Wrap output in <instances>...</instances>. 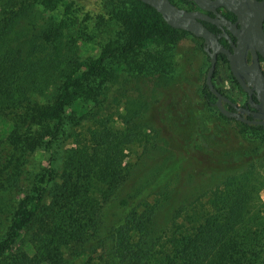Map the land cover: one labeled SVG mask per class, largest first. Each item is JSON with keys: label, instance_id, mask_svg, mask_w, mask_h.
Here are the masks:
<instances>
[{"label": "rangeland", "instance_id": "374dc122", "mask_svg": "<svg viewBox=\"0 0 264 264\" xmlns=\"http://www.w3.org/2000/svg\"><path fill=\"white\" fill-rule=\"evenodd\" d=\"M126 9L120 0H0V56L22 58L0 81V242L24 197L44 187L0 264H153L177 224L218 215L229 235L254 237L264 264V135L210 109V58L197 37L127 49ZM103 54V70L87 78ZM75 71L85 81L54 137L36 110ZM226 91L246 98L233 84ZM83 219L80 239L71 227Z\"/></svg>", "mask_w": 264, "mask_h": 264}, {"label": "trees", "instance_id": "16d2710c", "mask_svg": "<svg viewBox=\"0 0 264 264\" xmlns=\"http://www.w3.org/2000/svg\"><path fill=\"white\" fill-rule=\"evenodd\" d=\"M120 1L128 5V9L122 11L119 15L121 24L129 33L127 49H143L150 45L175 42L190 34L187 30L171 26L156 8L142 0ZM21 60V57L15 58L10 51H7V55L0 56V81H3L7 74L19 70L22 66ZM261 61H263L262 56ZM105 62L106 56L103 54L89 66L86 72L87 78L99 76ZM222 63L223 60L219 57L213 81L218 75ZM84 81L83 73L78 71L70 73L61 88L57 101L53 104H43L36 110L37 115L34 118L39 116L40 121L52 122L50 130L52 136L55 137L62 128H65L67 123L65 113L72 101L78 98ZM235 83L242 90L236 79ZM214 84L216 85L215 82ZM217 87L221 90L219 86ZM203 94L210 109L217 111L225 119H234L226 117L218 110L215 105L216 96L206 82L203 87ZM98 97L99 95H97V99ZM239 122L246 130L252 131L259 136L264 135L263 125ZM200 147L197 145L196 149L200 150ZM203 164L205 163L200 161V164L195 163V167L201 169L200 166H203ZM53 178L54 175L50 174L49 179H41L39 183L51 181ZM43 198L44 187H40V185L24 197L20 207L14 214L8 234L0 242V258L12 252L22 232L33 221ZM222 219L219 215L208 219L205 218L188 228H184L183 224H177L174 232L168 238L169 250L155 257V263L153 264H256L257 257L252 253L255 248L251 250V248L255 247L254 237H247L246 241L239 240L238 230H235L233 235H229L228 227L231 225V221L227 219V223H225ZM89 227L90 224L84 223L83 219L79 223V229L77 224L71 228L74 229V233L77 235L79 231L83 232L78 235L81 239L84 234H87ZM37 260L39 259H29L24 262L17 259L15 263L11 264H41ZM135 264L142 263L136 262Z\"/></svg>", "mask_w": 264, "mask_h": 264}, {"label": "water", "instance_id": "95a60500", "mask_svg": "<svg viewBox=\"0 0 264 264\" xmlns=\"http://www.w3.org/2000/svg\"><path fill=\"white\" fill-rule=\"evenodd\" d=\"M156 8L164 19L173 27L187 30L205 40L204 50L210 56V67L206 76V83L217 97L215 104L219 111L228 118H236L242 122L253 125L264 126V71L259 56L264 57V0H196L205 9H214L224 5L238 16L236 24L231 30L237 37L238 45L234 51L222 47L219 39L209 28L200 22L204 17L199 11H188L179 8L171 0H142ZM251 51V60L246 59V53ZM227 54L230 61L231 71L239 84L249 95V103L256 108L252 119L244 116L245 107L239 106L231 98L225 95L214 84L213 74L215 72L218 52ZM256 94L258 101L253 95ZM228 102L236 110L228 109Z\"/></svg>", "mask_w": 264, "mask_h": 264}, {"label": "flooded vegetation", "instance_id": "af4514ba", "mask_svg": "<svg viewBox=\"0 0 264 264\" xmlns=\"http://www.w3.org/2000/svg\"><path fill=\"white\" fill-rule=\"evenodd\" d=\"M171 2L173 4H175L176 6H178L179 8H182V9H185L188 11H199V12H201L204 17L199 18L200 22L203 23L207 28H209L212 32L215 33V35L219 39V44L222 47H225L232 52L234 51V48L238 45V43H237V37L234 35L233 31L231 30V26L233 24H236L238 27H240V23L237 22L238 16L234 12L229 10L224 5L217 6L215 8L216 10L205 9V8L201 7V5L199 3H197L196 0H171ZM190 35H193V36L197 37L198 39H200L202 41V46L204 49V43H205L204 38L196 36L191 32H190ZM206 53L208 54V52H206ZM208 56H209V54H208ZM261 56L262 55L259 56V59H260L262 69L264 71V57L262 56L263 61H261ZM219 57L221 58V60H223V63L220 65L218 75H216L214 82L216 83L217 86H219L220 82L218 83V80L221 79L220 76H222L224 78V80H223L224 86L221 88V90L220 89L219 90L221 92H223L225 95L229 96L231 98V100L233 102H236L239 106L245 107L246 111L244 112V116L252 119L254 117L253 111H255L256 108L253 107L249 103L248 93L245 90H243V88L239 84L238 80L233 75V73L231 71L230 61L228 59L227 54L223 51H220V52H218V59H219ZM209 58H210V56H209ZM246 59L248 61L251 60V51L250 50H248V52L246 53ZM224 60H225V62H224ZM217 63H218V61H217ZM235 79L237 80L239 86L242 88L241 91L244 92V94L246 96V98L244 99L243 102L238 101L234 96L229 95L228 92L226 91L232 84L236 86ZM253 98L255 101H258L256 94L253 95ZM216 99H217V97H216ZM225 106L228 109L236 110V108L233 107L228 102L225 103ZM216 107H217V105H216ZM234 119H236V118H234ZM238 121H240V120H238Z\"/></svg>", "mask_w": 264, "mask_h": 264}]
</instances>
